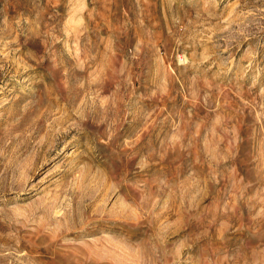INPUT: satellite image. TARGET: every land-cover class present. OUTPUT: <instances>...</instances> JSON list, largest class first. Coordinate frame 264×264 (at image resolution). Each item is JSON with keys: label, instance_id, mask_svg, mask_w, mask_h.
<instances>
[{"label": "rangeland", "instance_id": "1", "mask_svg": "<svg viewBox=\"0 0 264 264\" xmlns=\"http://www.w3.org/2000/svg\"><path fill=\"white\" fill-rule=\"evenodd\" d=\"M0 264H264V0H0Z\"/></svg>", "mask_w": 264, "mask_h": 264}, {"label": "bare ground", "instance_id": "2", "mask_svg": "<svg viewBox=\"0 0 264 264\" xmlns=\"http://www.w3.org/2000/svg\"><path fill=\"white\" fill-rule=\"evenodd\" d=\"M12 87V86H11Z\"/></svg>", "mask_w": 264, "mask_h": 264}]
</instances>
